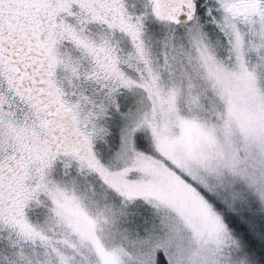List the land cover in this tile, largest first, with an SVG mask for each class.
<instances>
[{
    "label": "snow or ice",
    "instance_id": "snow-or-ice-1",
    "mask_svg": "<svg viewBox=\"0 0 264 264\" xmlns=\"http://www.w3.org/2000/svg\"><path fill=\"white\" fill-rule=\"evenodd\" d=\"M0 264H264V0H0Z\"/></svg>",
    "mask_w": 264,
    "mask_h": 264
}]
</instances>
